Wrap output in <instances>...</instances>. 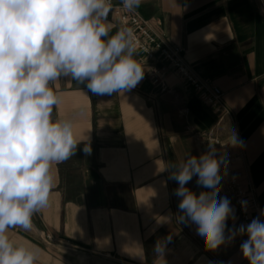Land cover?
<instances>
[{"label": "crops", "instance_id": "0c3cea01", "mask_svg": "<svg viewBox=\"0 0 264 264\" xmlns=\"http://www.w3.org/2000/svg\"><path fill=\"white\" fill-rule=\"evenodd\" d=\"M136 10L223 91L230 116L221 134L232 141L235 130L242 142L234 146L235 169L246 186L250 222L264 221V0H142ZM108 21L112 33L120 29L112 16ZM134 58L145 75L126 93L98 96L63 77L52 85L60 94L53 118L73 120L76 138L89 142L91 153L82 142L55 165L49 206L33 215L30 231L17 226L7 234L41 249L37 264H141V256L153 264L156 242L169 236L167 264H249L240 251L247 239H227L242 219L234 199L228 198L235 219L226 221L225 242L214 250L197 225L178 222L181 198L171 171L212 146L201 133L216 127L217 113L173 71L162 86L152 85L146 58L138 50ZM196 181L186 187L197 195L208 191Z\"/></svg>", "mask_w": 264, "mask_h": 264}, {"label": "clouds", "instance_id": "9594fccd", "mask_svg": "<svg viewBox=\"0 0 264 264\" xmlns=\"http://www.w3.org/2000/svg\"><path fill=\"white\" fill-rule=\"evenodd\" d=\"M141 2L121 0L128 12ZM110 11L111 0H0V264L41 259V249L10 239L8 230L33 228V215L49 206L56 186L54 166L74 156L84 142L76 138L73 120L53 118L60 94L52 85L63 77L95 95L112 96L131 91L144 78L134 58L138 42L133 30L112 33ZM233 133L232 146H242ZM83 152L91 153L89 142ZM222 163L209 145L199 157L180 160L169 177L179 185L174 191L181 198L178 222L197 225L210 250L225 242L226 221L235 219L230 200L220 196ZM193 176L208 191L197 195L186 187ZM241 203L246 208L247 202ZM245 234L243 257L249 264H264V221L254 218L229 230L227 239ZM170 239L156 242L153 264H167Z\"/></svg>", "mask_w": 264, "mask_h": 264}, {"label": "built area", "instance_id": "2783aa9c", "mask_svg": "<svg viewBox=\"0 0 264 264\" xmlns=\"http://www.w3.org/2000/svg\"><path fill=\"white\" fill-rule=\"evenodd\" d=\"M110 16L115 19L120 28L127 27L133 30L138 42L137 50L146 58V74L152 85L162 86L167 75L173 71L186 85L193 87L197 96L217 113L216 127L202 132L201 137L222 152L221 174L223 178L219 185L220 192L223 196L234 199L241 211L242 219L237 228L242 224L248 225L251 220L248 203L246 208L242 207L241 203L247 196L246 186L240 173L235 169L236 156L232 141L225 139L221 134L222 125L225 119L230 116V111L224 104L223 91L218 85L198 75L185 60L183 48L172 45L166 40L165 35L154 31L148 20L142 17L137 10L128 12L123 8L121 0H111V11L108 17ZM42 235L48 244L55 242L49 232H42ZM240 236L248 239L246 234Z\"/></svg>", "mask_w": 264, "mask_h": 264}]
</instances>
